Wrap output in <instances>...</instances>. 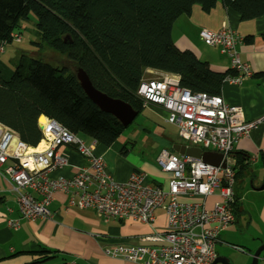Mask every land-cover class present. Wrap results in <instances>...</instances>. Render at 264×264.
Wrapping results in <instances>:
<instances>
[{
    "label": "built area",
    "instance_id": "obj_1",
    "mask_svg": "<svg viewBox=\"0 0 264 264\" xmlns=\"http://www.w3.org/2000/svg\"><path fill=\"white\" fill-rule=\"evenodd\" d=\"M11 37L21 41L17 30ZM200 37L230 58L236 74L227 80L241 84L253 75L238 48L244 35L224 25L217 30L203 28ZM7 44L1 43L0 52ZM146 73L156 76H144L140 81L136 92L144 105L164 108L167 121L178 127L179 136L192 143L186 145L221 153L219 164L163 148L157 164L169 174L167 187L145 183L140 171L119 181L107 171L104 159L94 153L96 138H83L46 117L43 124L38 120L42 135L35 147L0 124V173L12 182L22 219L35 222L49 216V205L58 191L71 193V206L95 209L106 220L132 219L153 225L161 209L166 215L164 231L143 238L142 243L107 246L104 252L138 264H213L221 231L235 222V145L264 120V115L247 120L241 105L227 103L220 94L192 92L174 73ZM66 144L74 145L86 157L87 165L71 177H53L52 171L68 163L58 150ZM7 222L13 228L20 225L18 218H8Z\"/></svg>",
    "mask_w": 264,
    "mask_h": 264
},
{
    "label": "trees",
    "instance_id": "obj_2",
    "mask_svg": "<svg viewBox=\"0 0 264 264\" xmlns=\"http://www.w3.org/2000/svg\"><path fill=\"white\" fill-rule=\"evenodd\" d=\"M219 1L241 20L264 17V0H0V45L12 43V32L33 13L40 37L36 44L69 60L54 66L22 55L9 80L2 78L0 69V124L32 147L42 135L41 114L106 145L119 139L126 127L87 95L77 77L79 67L97 89L139 113L145 107L136 91L146 69L177 74L192 92L219 94L223 81L236 72L214 70L195 52L180 49L172 36L175 21L194 5L208 12ZM261 160L264 166V153ZM249 166V155L238 154L235 220L241 202L236 183ZM52 256L51 251H39L29 264Z\"/></svg>",
    "mask_w": 264,
    "mask_h": 264
},
{
    "label": "crops",
    "instance_id": "obj_3",
    "mask_svg": "<svg viewBox=\"0 0 264 264\" xmlns=\"http://www.w3.org/2000/svg\"><path fill=\"white\" fill-rule=\"evenodd\" d=\"M224 25L248 38L244 39L238 48L243 61L251 66L253 75L245 78L241 84L225 79L219 94L227 103L241 105L245 119L260 118L264 115V17L241 20L239 13L225 7L220 1L208 12L200 5H194L189 14H183L175 21L172 30L173 40L180 49L191 50L202 60L208 61L214 70H228L231 68L230 58L218 47L205 44L200 37L201 29L217 30ZM147 70L160 71L146 69L143 77L146 76ZM9 72L7 70L3 75L1 71L3 79H10L13 72L8 78ZM144 107H151L167 114L164 108L154 104ZM43 117L46 118L45 115ZM1 126L10 129L2 124ZM177 143L179 142L173 145ZM58 150L67 158L68 163L52 171L51 176L68 178L73 176L79 167L87 165L86 157L74 145H62ZM94 153L104 159L107 171L116 180L126 181L132 172L140 171L144 174L145 183L168 186L169 174L157 164L159 153L153 161L152 158L145 157L141 149L137 151L136 142L129 146L121 137L110 145L98 141ZM241 153L249 155L250 166L258 161L263 165L261 154L264 153V120L235 145L233 151L235 161L237 155ZM250 166L247 176L253 181L256 174L252 173ZM11 184L8 177L0 173V264H29L37 257L39 251L43 250L51 251L53 256L36 264H138L111 257L104 249L116 244L145 242L143 238L164 231L166 225V215L161 209L156 212L153 225L132 219L106 220L95 209L71 206L69 204L71 193L62 191L55 193V201L49 205L50 215L32 222L21 218ZM257 188L254 189L259 190ZM262 191L264 193V189ZM8 218L20 219L19 227L9 226ZM219 239L216 251L218 244L222 242L221 235ZM217 256H221L218 251Z\"/></svg>",
    "mask_w": 264,
    "mask_h": 264
},
{
    "label": "rangeland",
    "instance_id": "obj_4",
    "mask_svg": "<svg viewBox=\"0 0 264 264\" xmlns=\"http://www.w3.org/2000/svg\"><path fill=\"white\" fill-rule=\"evenodd\" d=\"M36 23L37 17L33 13L28 20H21L17 29V32L21 33V41H12L5 45L1 52L0 69L3 75L7 70L10 71L8 78L22 55L43 59L54 66L62 62L69 63L66 54H59L48 46L40 47L35 43L40 41ZM146 76L152 77L156 74L146 73ZM167 116L168 114L146 107L134 122L126 127L121 139L129 146L136 142L137 151L141 149L145 157H150L153 161L163 147L173 150L175 142L192 144L179 136L178 127L169 123ZM250 167L256 177L251 181V177L245 175L237 181V191L241 196L240 211L235 222L221 231L222 242L217 246L219 255L229 258L233 264H252L253 254L264 243V193L262 190L254 189L263 183L264 167L259 161ZM257 264H264V250Z\"/></svg>",
    "mask_w": 264,
    "mask_h": 264
},
{
    "label": "water",
    "instance_id": "obj_5",
    "mask_svg": "<svg viewBox=\"0 0 264 264\" xmlns=\"http://www.w3.org/2000/svg\"><path fill=\"white\" fill-rule=\"evenodd\" d=\"M77 77L87 95L104 111L113 114L125 127L129 126L138 116L139 112L136 111L129 103L126 101L114 98L97 89L92 81L90 80L88 74L81 67L77 68ZM43 116L41 114L38 120ZM40 129L42 125L39 124ZM173 149L181 155H190L202 158L204 161L210 162L212 164H219L222 160V154L212 150H203L199 146H188L186 144L177 143L173 145ZM225 166V162L222 164ZM257 189H264V180L261 186ZM264 250V243L255 251L253 254L252 264H257L258 258L261 252ZM224 263L233 264L229 258L225 256H217L213 264Z\"/></svg>",
    "mask_w": 264,
    "mask_h": 264
},
{
    "label": "bare ground",
    "instance_id": "obj_6",
    "mask_svg": "<svg viewBox=\"0 0 264 264\" xmlns=\"http://www.w3.org/2000/svg\"><path fill=\"white\" fill-rule=\"evenodd\" d=\"M40 121L43 124L45 122V118L43 116H41Z\"/></svg>",
    "mask_w": 264,
    "mask_h": 264
},
{
    "label": "flooded vegetation",
    "instance_id": "obj_7",
    "mask_svg": "<svg viewBox=\"0 0 264 264\" xmlns=\"http://www.w3.org/2000/svg\"><path fill=\"white\" fill-rule=\"evenodd\" d=\"M220 264H224V263H220Z\"/></svg>",
    "mask_w": 264,
    "mask_h": 264
}]
</instances>
